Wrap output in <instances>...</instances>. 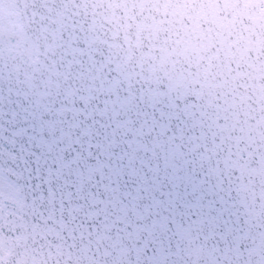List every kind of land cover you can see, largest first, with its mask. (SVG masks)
Wrapping results in <instances>:
<instances>
[{"label":"water","instance_id":"1","mask_svg":"<svg viewBox=\"0 0 264 264\" xmlns=\"http://www.w3.org/2000/svg\"><path fill=\"white\" fill-rule=\"evenodd\" d=\"M38 112L63 141L52 156L66 149L61 183L85 178L63 220L33 199L37 165L19 151ZM94 129L115 151L135 133L230 189L235 234L170 236V261L264 264V0H0V264H147L111 223L139 212L87 179L109 169L107 151L84 167Z\"/></svg>","mask_w":264,"mask_h":264},{"label":"snow or ice","instance_id":"2","mask_svg":"<svg viewBox=\"0 0 264 264\" xmlns=\"http://www.w3.org/2000/svg\"><path fill=\"white\" fill-rule=\"evenodd\" d=\"M48 122V114L38 112L30 127L23 130L27 134L28 144L27 147L21 144L19 151L22 155L26 153L28 157L23 161L26 166L37 165L36 174L31 177L36 181L34 186L36 195L33 199L51 202L53 210L59 207L60 219L63 220L65 195L69 197L67 203L71 213L75 209L71 207L72 194L68 190L76 187L80 191L85 178L81 177L73 183L65 176L61 183L63 173L58 161L63 158L66 149L60 147L59 155L52 156V152L56 151L52 147L53 144L59 145L63 141L50 131ZM103 127L107 128V125ZM91 134L102 133L99 129H94ZM102 135L104 141L97 139L95 144L89 142L88 147L97 149V152L84 157V167L87 169L90 161L98 160L107 151L109 169L100 174L90 172L87 179L93 180L97 186L107 187L111 191L109 201L116 207L123 211L135 209L139 212L142 223L131 216L123 220L118 218L111 223L116 226L118 238L123 239L119 236L121 232L138 237L135 242L138 248L146 253L144 261L147 264H175L169 260L170 251L162 246L164 240L170 236L183 233L225 236L235 234L236 230L233 229L231 220L235 205L231 204L230 189L225 188L220 181L213 183L207 178L205 170L197 171L194 161L169 159L167 154L162 157L155 147L138 144L134 139L135 133L126 134L127 139L120 141L123 146L119 151H115L112 147L117 142L115 135L108 136L106 133ZM49 159L51 163L48 162ZM41 161H44L43 166ZM96 175H99V179H95ZM113 185L115 187H112ZM57 198L60 201L59 206ZM145 210L147 215L144 214ZM83 211L88 215L89 211L102 210L90 205ZM104 215L107 217L108 213ZM72 219H75V216ZM98 222L103 221H93L91 227L95 229ZM121 223L124 224L123 228L118 227ZM129 227L133 229L132 233L127 232Z\"/></svg>","mask_w":264,"mask_h":264}]
</instances>
